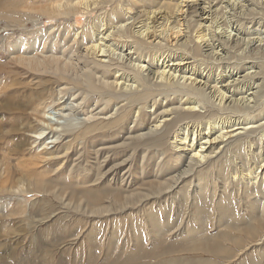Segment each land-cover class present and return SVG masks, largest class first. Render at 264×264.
Returning <instances> with one entry per match:
<instances>
[{"label":"rangeland","instance_id":"obj_1","mask_svg":"<svg viewBox=\"0 0 264 264\" xmlns=\"http://www.w3.org/2000/svg\"><path fill=\"white\" fill-rule=\"evenodd\" d=\"M50 1L0 0L1 63H7L5 62L6 57L15 52L14 45L19 42L17 45L20 46L21 43L24 45L22 49L31 48L33 50L31 53L34 52L33 54L36 55L38 53L37 57L40 60H46L51 64L56 59L57 62L65 63L68 66L66 71L68 74L65 73V78L47 91L45 100L42 102L44 106L50 105L48 107L49 117L57 131L46 130V133L40 137L42 139L33 140L32 133L20 134L15 131L17 126L19 128L21 126L15 124L19 121L15 122L14 120L20 113L18 111L16 114L17 109H12L15 113L10 111L7 114V111L4 113L3 110H0V264H86V259L91 251L96 254L101 251L100 247L88 248L84 241L94 227H98L97 229L102 234L101 241L105 243L111 239L109 234L112 219L116 220L117 218L118 220L127 215L131 218L129 225H133V223L145 225V221H143L145 217L142 213L144 206L138 207L142 216H137L129 210H127L128 212L124 211L125 214H112L111 206L109 215L105 213L91 215L84 208L81 195L79 194L77 198H70L67 189H63L64 192L58 189L59 186L55 178L62 176L70 180L71 184H78L77 178L89 177V188L108 189V192L107 190L105 192L107 194L104 200L106 203L112 202V192H117L116 189H122L129 194L128 190L131 191L132 188L137 187L135 185L137 180L148 182L158 177L191 178L192 175H189L192 173L185 174L190 169L183 156L179 158L177 167L173 166L177 171L175 172L173 169L168 175L167 170L171 165H165L164 152L161 149L152 151L144 146L128 149L129 139L132 141L137 139L140 142L150 139V128L154 127L155 120L163 115L165 110L175 112L178 109L179 111H177L180 112L184 109L185 102L190 100L198 103L202 113L209 114L218 111L217 117L216 115L214 117L223 119L220 126L227 128L228 131L238 129L233 135L242 133L230 139L227 137L226 142L221 145V154L225 151V145L233 144L235 138L249 136L252 144H247L248 147L244 144L239 151L227 156L226 160L229 159L227 164L231 163L229 164L231 169L235 170L236 167L245 166L249 161L250 164H255L257 156L264 153L262 152L264 151V137L261 135L264 133V0H196L190 4V7L186 8L184 16L181 17V23H190L194 28H197V24L206 18L208 21L206 23L208 25L207 33H209L206 40L200 45V49H202L198 57L191 56L189 52L188 48H192L193 44L187 46L188 48L184 49L183 54L181 51L171 52L170 49L172 61L179 63V58L183 61L179 64L182 66L171 67L176 76L173 78L174 81H170V85L165 84V87L159 85L158 80L148 76L149 69H153L155 66L148 58L142 59L145 67L138 74L139 77L147 78L141 86L132 82L137 74V68L135 63L126 61V57L118 60L116 56L107 54L114 61L123 65V68L120 69L111 67L113 68L112 72L118 70L114 75L104 74L100 69H94L92 63L95 60L90 54L85 53L84 48L94 40L90 35L92 30H94L93 34H97L102 29V24L95 20L96 16L104 11L108 14L111 10L110 7L115 5L114 3L106 4L104 5L106 7L101 6L96 10L92 9L91 14H83L79 10L80 12L77 14L71 13V15H45L51 6ZM157 1L159 2L156 7H159L162 0ZM200 7L206 10L203 16L199 13ZM135 8L134 10L137 11V5ZM9 18L16 21H9ZM192 26L189 27V34H193ZM107 28L113 27L107 24ZM117 36L115 33L109 42L119 46L122 41L129 43L128 40ZM128 46L130 45L128 44ZM126 49H124L123 55L128 52L125 51ZM120 51L115 53L118 54ZM131 52V60H134L135 56L133 51ZM105 60L107 63L108 59ZM7 68L13 69L14 74L6 75L8 77L3 76V80H0V105L3 106L5 104L7 106V101L4 98L6 94L15 91L19 92L17 97L21 93V97L24 98L29 89L38 85L32 77L22 75L12 65ZM15 72H19L21 75L18 73L19 76H17L18 74L16 75ZM86 76L91 77L95 83L102 81L113 83L114 76L117 78L121 76L122 79L118 86L111 84L112 87H106L105 90H91L89 86L93 82L89 81L90 79L88 80ZM194 79H197V85H194L196 89H192V84H190V81ZM3 82H8L9 88H4V90ZM114 83L116 82L114 81ZM182 84L186 86L183 87ZM25 85L27 86L24 87ZM93 85L95 86V84ZM11 86L12 88H10ZM197 87L200 89L198 90ZM147 93L151 95L148 101L141 103L135 101L139 94ZM220 99L224 102L222 106L218 105L221 102ZM12 103L15 104V102ZM40 107L35 106L34 110H26L27 118L29 117L28 122L21 123L27 126L41 125L42 122L39 119L36 120L35 117V114L39 115L36 112L40 110ZM172 117L169 118L172 119ZM117 118H120V122L123 124L122 131L119 135H115L114 131L109 130L115 139L104 138L106 135L99 132L101 129L89 134L90 136L81 137V133L88 126L97 125V128H101L102 125L113 122ZM169 118H165V120L168 122ZM178 126H180L177 127L180 131L176 129L177 132L174 133L184 134L182 131V127L185 126L183 122ZM189 126L191 129L193 128V124H189ZM157 131H159L157 134L164 131L163 126L157 128ZM11 132L12 134H10ZM51 137L53 140H57V145L56 142L50 143L53 141ZM95 137L98 139L94 140ZM19 139L23 141L19 142ZM17 141L19 143L26 142V144H22L25 145L22 148L17 147ZM90 142L91 144L87 148V143ZM169 142L171 144L173 141L169 140ZM47 143L49 144L47 145ZM49 152H52V156ZM233 154L235 157L232 156ZM217 155L220 154L217 153ZM52 158L56 161L49 160ZM235 165L236 167H234ZM79 171H81L80 174ZM104 171L108 173L105 174ZM103 173L105 176L101 177ZM181 181L183 180L181 179ZM178 187L180 186H177V189ZM170 191L177 190L174 188ZM165 200L163 206L165 205L166 208L163 207L162 210H166L163 213L159 212V217H157L161 220H159L160 222L164 221L169 225L170 222H173L174 217L170 221V197H166ZM153 208L156 209V206L153 205ZM112 215L114 216L112 217ZM120 215L122 216L120 217ZM128 224L126 225L127 229L129 228ZM166 227L157 233L147 229L143 231V234H148L150 241L156 234V239L161 236L164 237L163 239L166 237V242L170 243V227ZM128 236L129 234L125 230L122 237L115 240L116 246L125 244L131 248L135 242L131 243ZM142 241L144 240L142 239ZM146 242L144 241L142 244L144 246L146 244L145 247L150 248L151 245ZM254 258L257 259L255 255ZM101 262L102 257L98 256L96 263L100 264Z\"/></svg>","mask_w":264,"mask_h":264},{"label":"bare ground","instance_id":"obj_2","mask_svg":"<svg viewBox=\"0 0 264 264\" xmlns=\"http://www.w3.org/2000/svg\"><path fill=\"white\" fill-rule=\"evenodd\" d=\"M154 1L125 0L124 4V0H51V6L49 7V11L51 13L46 11L45 15H71V13L77 14L80 11L83 14H89L92 9L96 10L106 4L114 3L115 5L110 7L112 11L109 9L110 11L108 14L104 11L96 16L95 20L102 24V29L99 33L95 32L97 34H93L94 30H92L91 34L89 33L94 40L92 43L90 42L91 44L84 48L85 53L88 55L90 54L95 60V62L92 63L94 69H100L104 74L114 75L118 70L112 72L113 68L111 67L120 69L121 67L123 68V65L118 61H114L107 54L116 56L118 60L126 57V61L135 63L137 68L136 76L133 79L131 78L132 82L137 86H141L145 83L147 78L139 77L140 75L138 76V74L145 67L142 59L148 58L153 63V66L155 65L153 69H149V73H147L148 76L158 80L157 82L160 83L159 85H164L163 87H165V84L170 85V81H174L173 78L176 76L173 74L174 70L171 69V67L182 66L179 64L183 61L180 58L178 59L179 63L174 62V60L172 61V59H170V49L171 52L181 51L183 54L184 49L188 48L187 46L190 44H193L192 48H188L189 52L191 53V56L193 55L194 57H198L202 49H200V45L203 44L209 33H207L208 25H206L208 21H206L205 18L201 21V23H196L197 28H194V26L190 23H181V17L184 16L186 8L190 7V4L196 0H162L159 7H156L157 2L159 1ZM136 5L137 11L134 10L136 9ZM199 13L202 16L205 15V8L200 7ZM9 21L15 22L16 20L9 18ZM107 24L112 25L113 28H107ZM191 26L194 28L193 34H189L190 32L188 31ZM89 30L90 29H88V31ZM115 33L124 40H128L129 43L127 41H122L119 43V46L118 44L109 42L110 38L112 39L114 37ZM17 44H13L15 46V52L6 57L5 62L7 63H1L2 61L0 60V80H3V76H11L14 74L12 68V70L7 68L12 65L22 75L28 76L29 78L32 77V79L36 81L35 83H38V87L35 85L31 90L29 89L30 92H28V86V88H26L28 91L25 93L24 98L21 97V93L19 97H17L19 92L15 91L6 94L4 98L7 101V106L6 104L4 106L0 105V110H3L4 113L7 111V114L10 111H13L12 109H17L16 114L18 111L20 113L19 116L17 115L18 117L14 118V120L15 122L19 121L15 124H19L21 126L20 128L17 126L15 131L20 132V134L30 132L32 133L31 138L33 140H38L42 139L40 137L46 133V130H51L53 132L57 131L55 128L56 126L51 124V119L49 117L50 112L48 107L50 105L44 106L42 102L45 100L47 91L52 89L54 85H57L65 78L68 66L65 63L61 64L57 62L56 59L53 60L51 64L46 60H40L37 57L38 53L37 55L33 54L34 52L31 53L33 51L31 48L22 49L24 45L22 43L20 46ZM128 44L130 46H128ZM124 49L128 52L123 55ZM117 51L120 52L116 54L115 52ZM131 51H133L135 56L134 60H131ZM185 52L187 53V50ZM105 59H108L107 63ZM170 61L172 62L170 63ZM18 73H16V75ZM19 74L17 76H19ZM87 79H90L89 81L93 82L91 77H87ZM121 79V76L119 78L114 76V81L116 83H114V81L113 83H107L105 81L99 83L91 82L92 84H90L89 87L91 90H105L106 87L111 88L113 84L118 86ZM8 82H3V89L9 88ZM93 84H95V86ZM190 84H192V89H196V86L194 85H197V79L191 80ZM26 86L27 85L24 87ZM184 86L186 85H183V87ZM10 88H12V86ZM197 89L199 90L200 88L197 87ZM150 96L151 95L148 93L142 95L139 94V96L135 98V101L140 103L146 100L148 101ZM220 101L221 102L218 105H224L222 99H220ZM12 102H15V104ZM40 105L42 106L40 107ZM35 106H37V108L40 107V110L36 109V113L39 115L35 114V117L36 120L39 119V121L42 122L41 125L35 124L33 126H27L21 123L23 121L28 122L29 117L27 118L26 110H34ZM184 106V109L181 108L183 111L181 110L178 112V109V111L176 110L177 112L165 110L166 112H163V115L157 117L153 125L154 127H151L149 130L151 134L148 133L150 134V139H146L147 141L145 142H140L137 139L133 141L129 139L127 145L129 144L128 149H137L138 146H144L146 149H151L152 151L161 149L164 152L163 155L165 165H171V167L167 170L168 175L173 169L175 172L177 171V169L173 168V166L177 167L179 158L183 156L190 169L187 172L185 171V174L189 175L192 173L189 175H192L191 178L177 177L169 179L164 177L159 178L157 176L158 178H153L154 180H151L152 178L147 179L151 180L148 182L144 180L140 182V180H137L135 183L137 187L135 189L132 188L131 191L128 190L129 194L122 189H116L117 192L113 191L111 197L112 202H107L108 205L104 201L107 196L105 192L106 190L108 192V189L95 190L93 188H89V177L77 178L78 184H71L70 180L62 176L55 178L56 183L59 186L58 189H61V191H63V189H67L70 198H77L79 194L81 195L80 198L83 201V206L91 215H102L104 213L109 215L108 212H110L109 208L111 206L112 214H125V212H128L127 210H129V212L131 211L137 216H142L138 207L144 206L142 213L143 217H145L143 219V221H145V225L140 224V226L138 223L129 225L128 223H130L129 220L131 218L127 215L124 217H121L122 215H120L121 219H112L110 222L111 231L109 230V238L111 239L109 241H105V243L101 241L102 234L100 233V230L97 229L98 227H91L93 228V231L90 235L86 236L84 240L86 242L85 244L88 248L100 247L101 251L99 254L91 251L90 255L86 259V264H97L96 261L98 256L102 257V262L100 264H264V153H258L260 155L257 156V159L255 158L257 161L255 164H250L249 161L248 164H245V166L242 165L240 167H236L235 165L234 167H236V169H231L229 165L231 163L227 164L229 160H226L227 156H229L230 153L239 151L244 144L247 145L251 143L250 137L245 135V137L241 136L237 139L235 138L233 144L225 145V149L223 148L225 151L221 154V145L226 142L227 137L230 139L233 138V136H237L242 133L233 135V133H235L238 129H230L231 131H228L227 128L220 126L223 123V119L214 117L218 111L211 112L209 114H206V112L202 113L200 112L198 103L196 101L194 103L190 100L185 102ZM172 115L174 116L172 117ZM169 117H172V119ZM165 118H169L170 121L168 120L167 122ZM119 119L117 118V120H114L113 122L104 124L101 128H97V125H90L81 133V137L85 138L86 135L101 129L99 132L106 135L104 138L115 139L111 131H114L115 135H119L120 131H122L123 124L120 122L122 117L120 120ZM182 122L185 125L182 127L184 134H180L179 132L174 133L177 132L175 130L178 129L177 127H180L178 125ZM189 124H193L192 129ZM160 126H163L164 131L157 134V132H159L157 131V128H160ZM240 130L243 131L242 129ZM10 134H12V132ZM261 135L264 137V133H261ZM96 138L97 137H95L94 140H96ZM51 140H53L52 137ZM169 140H172L173 142L170 144ZM18 141L21 142L23 140L19 139ZM25 141L27 142V140ZM56 141L57 140H53L50 143L54 144ZM19 142L16 143L17 147L22 148L25 146L22 144H26V142ZM48 144L49 143H47V145ZM55 144L57 145V142ZM90 144L91 142L89 144L87 143V148ZM217 153L220 155H217ZM50 154L52 156V152ZM232 156H234V154ZM49 160L56 161L54 158ZM80 172L81 171H79V174ZM107 173L105 172V174ZM105 174H101V177L105 176ZM6 175L8 174L6 173ZM172 177H174V175ZM181 179L183 181H181ZM99 181L101 180L99 179ZM177 186L180 187L177 189ZM174 188H176L177 191H170V189L172 190ZM166 197H170V221H172V217H174L173 222H170V224L168 223L169 225H167L164 221L160 222L161 220L158 219V213H163L166 210H162L163 207H165L163 204ZM153 205L156 206V209L153 208ZM113 216L114 215H112V217ZM127 224L130 229H127ZM166 226H168V228L170 227V243L166 242V237L163 239L164 237L162 238L161 236V238L157 237L156 239V234L154 236L155 239H151V241L153 240V242H151L148 234H143V231L147 229H151L152 232L157 233L163 228L165 229ZM125 230L129 234L128 237L130 238L131 243L132 241L135 242L131 248L130 246H125V244L124 246L119 244L120 247L115 244V240H119ZM142 239L147 241L146 243L149 242L151 247L146 248V244L145 246L142 244L144 242ZM254 255L257 259L254 258Z\"/></svg>","mask_w":264,"mask_h":264}]
</instances>
